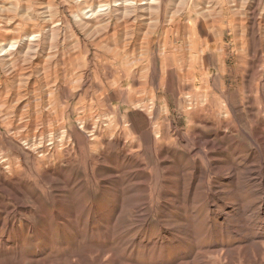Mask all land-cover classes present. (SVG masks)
<instances>
[{"label":"rangeland","instance_id":"1","mask_svg":"<svg viewBox=\"0 0 264 264\" xmlns=\"http://www.w3.org/2000/svg\"><path fill=\"white\" fill-rule=\"evenodd\" d=\"M125 1L0 0V264H264V0Z\"/></svg>","mask_w":264,"mask_h":264},{"label":"bare ground","instance_id":"2","mask_svg":"<svg viewBox=\"0 0 264 264\" xmlns=\"http://www.w3.org/2000/svg\"><path fill=\"white\" fill-rule=\"evenodd\" d=\"M146 1V0H145ZM126 3L127 2H129L128 0H126L125 1ZM134 2V1H133ZM90 3V2H89ZM121 5V4H120ZM102 8V7H101ZM123 8V7H122ZM89 9V8H88ZM140 9V8H139ZM86 10V9H85ZM100 13H101V11H99ZM94 13V12H93ZM96 13V12H95ZM94 13V14H95ZM46 18V17H45ZM48 27V26H47ZM45 29H47V28H45ZM36 35V34H35ZM33 37V36H32ZM31 37V38H32ZM12 47L14 46V43L11 45ZM11 47V48H12ZM14 48V47H13ZM2 49V48H1ZM3 50V49H2ZM1 50V51H2ZM4 51V50H3ZM11 63V62H10ZM133 79V78H132ZM148 135V134H147ZM198 141H199V139H198ZM251 174V173H250ZM256 185V184H255ZM253 187V186H252ZM255 188V187H254ZM249 215V214H248ZM250 218V217H249ZM247 225V224H246ZM190 234V233H189ZM251 235V234H250ZM253 235V234H252ZM251 235V236H252ZM250 237V236H249ZM199 238V237H198ZM197 238V239H198ZM201 238V237H200ZM248 238V237H247ZM244 239V238H243ZM243 241V240H242ZM241 240L240 241H238L236 244L239 246V248H237V249H232V248H230V247H228L227 246V248H226V252L225 253H220V257L221 258H223L224 259V257H226V258H231V257H233L234 255H237L238 254V252H240V251H242V250H247L248 252H249V254H247V255H250L251 256V258H254V256H257L258 255V253L259 252H261V251H263V246H264V238H262V237H258V238H255L254 240H247V241H244V242H242ZM200 242V241H199ZM155 245V244H154ZM157 247L158 248H160L161 250L163 249V248H165L166 247V245L167 244H163L162 242H158L157 244ZM237 246V247H238ZM242 247V248H241ZM168 249V248H167ZM246 251V253H248ZM158 255H164L165 253L164 252H160V250L159 251H157L156 252ZM170 253V252H169ZM219 253V252H218ZM263 253V252H262ZM152 254H153V252H152ZM151 255V254H150ZM179 255V254H178ZM193 258V257H192ZM197 260V259H196ZM231 262V261H230ZM101 263H102V261H101ZM173 264H196V261H192L191 263H189V262H187V260H186V258H180V259H178V261H177V263H173Z\"/></svg>","mask_w":264,"mask_h":264}]
</instances>
